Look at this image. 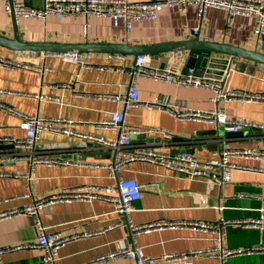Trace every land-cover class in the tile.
Returning a JSON list of instances; mask_svg holds the SVG:
<instances>
[{
  "label": "crops",
  "instance_id": "1",
  "mask_svg": "<svg viewBox=\"0 0 264 264\" xmlns=\"http://www.w3.org/2000/svg\"><path fill=\"white\" fill-rule=\"evenodd\" d=\"M28 5L41 7L44 0H22ZM147 1V0H145ZM19 36L29 42L63 43H127L145 45L199 38L215 43L229 44L264 53V38L254 32V19L238 15L228 22L227 12L211 7L203 15L198 14L195 4L185 10L165 7L157 18L135 22L130 30L123 25L115 26L110 17L96 15H65L57 19L49 14L41 18L20 17ZM198 26L200 33L192 28ZM0 34L12 37L14 19L4 9L0 0ZM43 51L14 52L0 46V54L15 56L37 66L49 69L40 72L34 68L0 67V103L26 114L62 117L73 120L60 122L59 126L72 127L78 132L94 134L115 140L117 129L102 128L99 123L110 117L114 110H126L125 124L141 129L131 134L133 144L151 146L158 150L176 152L185 150L200 159H216L223 147H254L264 149V131L243 129V133L230 137L218 136L212 131L213 124L202 120H179L168 112L131 107L126 109L124 100L105 96H125L131 76L129 69L136 55L89 51L91 63L114 66V69L96 67L80 68L56 56H43ZM47 52V51H44ZM194 67L195 73L205 77L216 76L219 70L230 69L228 84L237 90L264 93V62L234 58L229 68L228 54L210 53L209 68L215 70L206 76L200 51ZM151 54V64L170 67L174 71H186L188 54L191 52H158ZM231 58V57H230ZM124 66L128 70L117 69ZM223 75V74H222ZM216 78V77H213ZM62 84H66L63 86ZM140 98L149 100L160 96L172 101L178 108L208 110L217 105L212 100L213 91L204 86L178 85L173 82L138 79ZM219 106L229 116H244L264 122V102L231 101ZM23 116L0 107V136L24 137L21 126ZM149 127L156 131H147ZM164 132L169 137L164 136ZM44 155L68 160L71 164H38L30 169L28 160L1 163L0 171L12 175L0 176V212L23 207L34 200L74 187L110 185L115 179L109 170L89 163L109 161L115 150L93 139L75 134L44 131L37 142ZM4 144L0 152L10 150ZM232 160L249 168L235 169L229 182L210 184L205 176L188 177L174 173L165 166L149 161L134 160L125 165L122 176L133 177L143 186L141 197L133 203L130 220L135 224L159 220H209L220 218H264V157ZM244 194V195H242ZM247 194V195H246ZM40 221L63 235L92 232L68 241L59 251L56 264H100L95 258L102 254L137 244L143 252L159 258L164 253L186 251L193 248L223 246L238 247L264 243V228L229 225L222 242L210 233L192 229L166 228L130 233L125 226L106 229L119 216L113 212V204L103 199L92 201H57L43 207L38 214ZM125 219V218H123ZM37 219L34 215L17 213L0 218V249L35 242L38 236ZM44 251L40 248H21L2 253L0 264H44ZM102 264H136L131 258H114ZM155 264H180L179 260L158 259ZM193 264H264V253L220 258L201 256Z\"/></svg>",
  "mask_w": 264,
  "mask_h": 264
},
{
  "label": "built area",
  "instance_id": "2",
  "mask_svg": "<svg viewBox=\"0 0 264 264\" xmlns=\"http://www.w3.org/2000/svg\"><path fill=\"white\" fill-rule=\"evenodd\" d=\"M1 1L4 3V9L9 13L13 10L17 18L27 17L46 20L49 14H54L57 19H61L65 15H96L99 17H110L115 26L123 25L127 30H130L135 22L157 18L159 12L165 7L185 10L189 5L195 4L198 7L199 15H203L211 7L225 10L229 23H232L238 15L252 17L254 19V32L259 38L264 35V0H44L41 7L28 5L22 0ZM192 32L199 34L200 28L195 26L192 28ZM42 55L59 57L64 61L79 65L80 68H115L114 66L91 63L92 53L89 51H43ZM116 55L122 58L125 57L123 53H117ZM0 67L12 69L34 68L40 72L49 69L47 65L37 66L15 56L3 54H0ZM117 69L122 71L128 70L124 66H119ZM128 71L131 76V81L127 94L124 97L116 95L114 97L105 96L104 98H122L125 102L126 109L140 106L146 109L168 112L179 120L206 121L213 124L216 129L222 127L224 131H239L243 129H258L264 131V122L244 116H229L219 106L220 103L235 100L243 102H264V93L237 90L229 86L228 78L231 75L230 69L224 71L221 78L205 77L196 74L194 68H188L186 71H174L170 67L162 68L154 66L151 64L149 54H138L136 55L133 67ZM140 77L173 82L178 85L204 86L210 88L213 91L212 100L217 106L208 110L178 108L174 102L163 100L160 96H154L149 100H142L138 87V79ZM62 85L66 86V84ZM0 107L22 115L24 119L21 122V126L25 130L24 137L0 136V146L4 144L12 145V149L0 152L1 163L28 160L31 170H34L38 164H77V162L61 160L60 158L44 155L39 152L37 142L41 134L46 130L64 134H75L83 138L93 139L115 150L113 157L109 161L105 163H89L92 166L107 168L110 176L115 179L113 184L74 187L34 200V202L26 204L23 207H15L0 212V218H7L17 213L34 215L37 219L36 226L38 229V236L35 242L25 241L7 249H0V258L6 250L40 248L44 251L42 257L43 263L56 264L60 249L68 241L92 234V232H82L63 235L44 225L38 217L39 211L43 207L57 201H92L95 199L109 201L113 204V212L119 218L115 223L105 228V230L117 226H125L133 235L166 228L192 229L215 235L222 242L224 237H226V229L229 225L264 228V218L245 216L230 219L220 218L217 221L159 220L135 224L130 220V213L133 209V203L141 197L143 186L135 178L124 177L121 173L122 168L131 161H149L165 166L179 175L188 177L205 176L210 186L212 184L223 185L231 181L233 170L249 168L246 165L233 161L232 157L263 158L264 149L225 146L221 149L218 158L203 160L185 150L169 152L158 150L151 146H137L133 144L131 134L138 133L141 129L129 128L125 124L126 110H114L111 112L109 118L99 123V126L102 128L117 129L119 131L118 138L112 140L103 136L81 133L69 126L63 127L58 125L60 122H73V120L68 118L26 114L9 106H5L3 103H0ZM146 130L156 131V128L149 127ZM163 133L165 137H169L168 133L164 131ZM4 175L12 174L10 172L0 171V176ZM254 253H264V243L238 247H199L186 251L164 253L159 258L145 254L142 248L135 243L133 246L123 247L108 254L99 255L94 261L102 264L114 258L127 257L135 260L136 264H155L158 259L179 260L180 264H193V260L201 256L225 260L228 257Z\"/></svg>",
  "mask_w": 264,
  "mask_h": 264
},
{
  "label": "water",
  "instance_id": "3",
  "mask_svg": "<svg viewBox=\"0 0 264 264\" xmlns=\"http://www.w3.org/2000/svg\"><path fill=\"white\" fill-rule=\"evenodd\" d=\"M11 14L14 19V34L12 37H6L0 34V46L7 48L14 52H24V51H101V52H112V53H133L138 54H151L158 52H191L188 54V59L186 66L188 68H194L198 60V54H194V51H200L201 54H204L201 60V66L206 69V76H212L215 72L214 69L209 68V62L212 58L210 53L213 52H222L229 55L228 61L229 68L235 64L234 58L247 59L255 62H264V53L254 49L249 50L229 44L215 43L199 38H192L187 40H177L169 41L163 43H154V44H145V45H132L127 43H63V42H29L23 40L19 36L18 24L15 20L17 17L14 11H11ZM264 38V35L261 37ZM231 57V58H230ZM216 78H221L223 71L219 70ZM213 134L218 136L223 135L224 137H230L236 134L243 133L242 131H221L220 128L214 129ZM4 145H1L0 148H3ZM12 147V145H10Z\"/></svg>",
  "mask_w": 264,
  "mask_h": 264
},
{
  "label": "rangeland",
  "instance_id": "4",
  "mask_svg": "<svg viewBox=\"0 0 264 264\" xmlns=\"http://www.w3.org/2000/svg\"><path fill=\"white\" fill-rule=\"evenodd\" d=\"M220 130H221L222 132L224 131L222 127H220Z\"/></svg>",
  "mask_w": 264,
  "mask_h": 264
}]
</instances>
